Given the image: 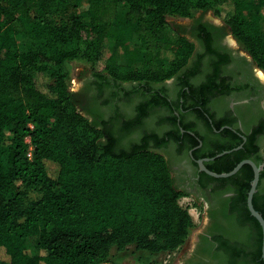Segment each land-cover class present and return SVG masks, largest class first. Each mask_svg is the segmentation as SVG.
Segmentation results:
<instances>
[{"label": "trees", "instance_id": "16d2710c", "mask_svg": "<svg viewBox=\"0 0 264 264\" xmlns=\"http://www.w3.org/2000/svg\"><path fill=\"white\" fill-rule=\"evenodd\" d=\"M121 5L128 9L124 16ZM199 12L221 18L264 71V0H0V264H105L114 251L159 254L185 245L195 222L180 204L187 193L161 149L189 141L190 150L199 139L173 112L153 126L148 119L170 107L160 85L184 72L195 51L170 20ZM19 36L40 45L21 52ZM108 38L114 45L104 59ZM131 47L144 53L138 66L129 60ZM74 61L93 75L86 115L70 87L66 66ZM119 100L124 107L106 120L104 106ZM204 111L207 133L233 124H213ZM173 121L177 127L169 131L156 128ZM260 132L246 142L233 130L216 132L227 139L194 157L213 158L243 145L207 168L226 173L246 159L264 165L256 145ZM202 179L235 193L220 213L226 236H214L219 246L206 264H264L263 229L247 202L253 167L224 179L203 172ZM254 206L264 217V168Z\"/></svg>", "mask_w": 264, "mask_h": 264}, {"label": "flooded vegetation", "instance_id": "af4514ba", "mask_svg": "<svg viewBox=\"0 0 264 264\" xmlns=\"http://www.w3.org/2000/svg\"><path fill=\"white\" fill-rule=\"evenodd\" d=\"M181 31L195 44V51L184 72L160 85L165 89L163 95L170 107L158 109L160 112H173L180 117L179 121L193 127L194 131L189 133L199 139V145L187 150L189 141H173L161 152L167 158L176 157L180 161L179 167L175 165L172 169L174 173L182 172L178 185L187 193L185 197H192L197 204L202 203L206 207V226L189 258L181 264H206L212 263L210 253L219 246L214 236H226L220 213L235 193L216 182L203 181V172L199 169L194 152L198 149L204 151L218 141L224 142L228 136H217L216 132L225 129L244 135L247 140V135L261 130L256 145L259 154L264 156V71L213 12H200L189 18V24L183 26ZM178 108L182 109L181 114ZM204 109L207 110V113L204 111L205 116H212L211 123L229 119L233 124L207 133L209 126L201 115ZM170 127H177V123L171 122ZM185 132L182 130V133ZM200 137H205V140ZM181 144L184 145L183 152H179ZM151 146L154 147V143Z\"/></svg>", "mask_w": 264, "mask_h": 264}, {"label": "rangeland", "instance_id": "374dc122", "mask_svg": "<svg viewBox=\"0 0 264 264\" xmlns=\"http://www.w3.org/2000/svg\"><path fill=\"white\" fill-rule=\"evenodd\" d=\"M127 10L128 9L126 5H121L120 11L122 16H124L127 13ZM199 13H196L195 16ZM217 18L223 21L221 18L219 17ZM170 21L174 24L175 28L180 31L182 30L183 26L189 24V19H172ZM18 45H19V51L26 52L37 49L40 43L27 36H19ZM113 45H114V40L112 38H108L104 42L103 49L101 52L102 58L106 59L109 57V55L112 53ZM143 54H144L143 51L138 50L135 47H131L128 49L129 60L134 66L140 65V61L143 58ZM66 68L69 73V82H70L71 91L77 94V99L80 108L79 110L84 115H86L83 107L88 103V99L91 95V92L87 90L86 86L93 77L90 67L84 63L74 61L68 63ZM125 86L128 89H130L129 84H126ZM105 97L106 95L101 99V102L106 100ZM136 99L140 100L138 98ZM125 103L126 102L124 100H119L117 101V103H113V104L111 103L110 105L106 106L105 109H107L108 111V116L106 117V120L112 116L115 117L118 113V108L124 107ZM134 105L135 103H133L131 106L132 110ZM159 110L160 109L156 110L157 113L154 114V116H152L150 119H148L149 123L152 122L154 123V121L158 123L159 119L162 116H165L170 113V111L163 110V112H160ZM153 123L151 124L152 126ZM157 125L156 128H158L159 132L162 133L171 129L169 123H165V125L162 124L161 127ZM81 141H82L81 136L77 134L78 146L81 143ZM168 159L171 161L172 167L175 165L178 166L180 163V161L176 157L175 159L174 158L172 159V157L169 156ZM181 175L182 172L179 171L174 173V177L177 185L179 184L178 179L179 177H181ZM30 197L32 199H36L39 197V194L37 192H31ZM180 204L189 210L195 222V227L192 230L191 235L188 238L185 245H183L181 248L173 252H165L159 254H150L148 252H135L134 248L124 253H117L116 251H114L110 261L105 264H181L183 263L187 258H189L191 254V250L194 248L199 235L202 233V231L206 226L207 213H206V207L202 203L197 204L192 197L181 198ZM28 244L32 250H35L37 245V239L34 237L30 238L28 240Z\"/></svg>", "mask_w": 264, "mask_h": 264}, {"label": "water", "instance_id": "95a60500", "mask_svg": "<svg viewBox=\"0 0 264 264\" xmlns=\"http://www.w3.org/2000/svg\"><path fill=\"white\" fill-rule=\"evenodd\" d=\"M241 137L244 139V142L247 141L246 136L241 135ZM242 148H243V145H240L237 148H234L232 150L220 153V154H218L217 156H215L213 158H205V159L198 160L197 163H198L200 171L205 172L209 176L217 178V179L229 178V177H232V176L236 175L237 173H239V171L246 164H249V165H251L253 167L254 179H253V181L251 183V189H250L249 194H248L247 202H248V208H249L252 216H254L259 221V223L261 224L262 229H263L262 259L264 260V217L259 211L256 210V208L254 206V197H255V194L258 192V187H259L260 179H261V172H262V170L264 168V165H258L254 160L246 159V160L241 161L232 171L226 172V173H215V172H212L206 166V162L213 161V160H215L217 158H220V157H222L224 155H228V154L233 153L235 151H238V150H240Z\"/></svg>", "mask_w": 264, "mask_h": 264}]
</instances>
